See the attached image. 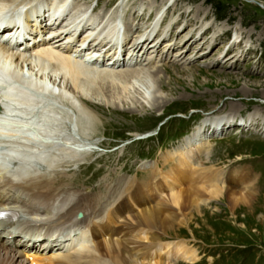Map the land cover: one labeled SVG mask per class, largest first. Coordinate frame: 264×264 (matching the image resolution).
Masks as SVG:
<instances>
[{"label":"rangeland","instance_id":"1","mask_svg":"<svg viewBox=\"0 0 264 264\" xmlns=\"http://www.w3.org/2000/svg\"><path fill=\"white\" fill-rule=\"evenodd\" d=\"M47 1L50 2V0ZM66 1L63 0L62 4ZM72 1L75 2H73L72 9L67 13V19L80 20L87 16V11L79 16L77 15L79 12H83V8L92 10L95 7L94 13H92L94 17L90 16L94 20L91 22H95L96 27L102 21L100 17L120 8V12L125 19V26L128 29L132 31L133 26L144 27L143 30L141 29V33L139 32L140 34L135 31V34L127 40L126 44L130 43V45L136 38L148 35L152 31L149 32L148 30L152 24H149V21L152 22L158 12L167 9L164 25L159 24L157 37L155 36V39H153L154 37L150 38L151 41L148 43H153L162 36L161 40H156L155 47L148 49L145 47L146 52L144 54L132 53L131 57L133 60L135 55V60L138 61V66H140L143 61L149 60L150 49L154 48V51L159 52L158 55L170 56V59L169 61H164L161 58V61L157 58L154 61L151 59L148 64L146 63V66L140 67L149 70L156 69L151 73L152 87L149 89L146 86L148 81L140 78L126 81L127 84L125 82H109L107 85L109 86L108 91L110 89L115 92V95L111 98H109L112 95L111 93L99 96L95 95L93 91L90 92L89 96L92 98V102L98 107L91 106V110L81 105V103L78 107L91 113L90 117L93 118L91 121L83 116L85 113H81L78 107H74L72 103H69L72 98H69L71 99L69 100L64 97L67 100L63 99L61 101L59 91L52 93L57 95L54 96L56 100L54 98L53 100L54 102L57 101L58 108L56 111H51L49 108L50 111L54 114L59 113L58 110L67 109L70 111L74 117V125L81 132L82 139L76 141L78 143L74 142L76 147L82 144L81 146H84V148L93 146L107 149L101 153L97 160L100 163L95 164V166L100 165V168L96 169L99 171L93 170V167L73 168L68 169V171H62L63 167L57 169L59 173L61 171L63 173L57 176L56 179L51 178L57 181L55 187L59 183L57 189L69 188V193L80 194V197L97 195L101 190L98 196L101 197L102 201L97 204V207L110 204V202H104L105 198L108 200L116 199L112 200V207L108 209V212L113 208H117V200L119 199L121 203L117 206H122L123 210L121 211L122 214H118L125 220L119 222L123 225L121 230L126 232L114 239L119 242L125 240L126 243L123 241L121 247L129 251V256L132 255L134 264L137 262L136 260L141 261L140 256L137 254H145L143 249L147 248L151 250L148 254L151 253L153 258L166 264H191L178 259L176 252L180 248L190 249L197 254L198 260L192 264H264V0H257L262 5L257 4L256 0H99L98 3L101 2L104 5L101 8H96L101 5L97 3V0H82L84 1L82 4L80 3L81 0ZM168 4H171V6ZM84 5L86 7H83ZM112 16L113 14L110 16V20ZM161 16L158 18L163 17ZM130 18L133 23L131 22L132 24L128 26L127 23H130ZM161 20V22L164 21ZM91 22H89V25L92 24ZM170 23H172L171 30L168 34H164L165 25ZM206 23L210 24L208 29L203 28V24ZM103 26L105 27L104 23L100 28H103ZM93 27L91 25L87 28L90 30ZM100 28L99 30H101ZM214 34H218V36L214 37ZM236 34L239 35L241 41L232 44L233 36ZM104 35L103 37H106V34ZM169 45L170 47H167ZM238 53H240V57ZM46 72L50 73V70L48 69ZM32 84H35L34 80ZM48 90L50 95L53 88L49 87ZM145 91L150 97L152 96L151 98L148 96L150 99L153 98L151 103H142L140 95H143ZM131 95L134 98L128 100V103L124 102L126 96ZM119 103L121 104L120 108L116 107L117 109H115L114 106H119ZM153 104L160 106L157 107ZM179 115L182 117H178ZM62 116L64 115L62 114ZM188 116L192 118H186ZM226 116L235 119L229 123ZM219 117L225 119L221 124L223 127L218 128L219 130L216 131L217 135L213 136V129H208L209 126L203 128L201 135L208 143L207 146L210 143L212 144L206 148L207 152L196 158L195 165L200 166V173H205V171L208 173L209 178L207 177V180L211 184L213 183L212 185L223 189V195L220 198L214 199L208 204L202 203L199 209L191 208L188 201H186L185 207H182L178 214V211L173 208L174 206H171L168 202L166 203V198L164 199V195L170 194L164 192L162 196H157V193L152 189V184H157L159 188L163 183L161 175L154 176V173H152L151 179L145 181L149 175L140 172L138 173L139 180L140 182L144 181L143 183L138 182L136 177H129L128 179L120 177L118 180L116 179L118 182L114 186L111 187L110 184L108 189L100 187L105 183L102 181L107 182L110 181V178H116L117 175L113 174L116 171L118 174L128 173L126 171L132 164L134 167L129 172L131 175L137 174V168L143 161L155 160V163L148 166H154L155 164L159 166L156 161H161L162 166L174 163H166L163 157H167L170 153L175 152V149L180 148L187 137L192 136L198 128L203 127L202 123L204 121ZM199 120H201L200 126H197L192 133L165 152L167 147L188 134L195 122L197 123ZM248 120L251 122H247ZM227 123L228 125H226ZM55 128L58 136L66 137L64 138L66 141L71 139L69 134L65 132V121L55 125ZM151 129H156V131L160 129L159 134L144 141H132L137 133H144ZM236 131H240L241 134H235ZM223 136L225 137L222 138ZM211 138L215 139L211 142ZM72 139L75 140L73 137ZM47 140H50V138H47ZM71 149H73L72 152L77 150L76 148ZM61 151L67 154L66 149ZM54 155L57 154L53 153L52 156ZM177 160L178 158L175 164ZM51 163L53 162L51 161ZM159 167L161 168V166ZM174 167L176 168V165L169 169L167 167L163 168V170H167L166 172H163L161 168L163 175L175 173L172 172L175 169ZM146 169L148 168L146 167ZM235 171H238L239 174L234 173ZM158 176L161 178L157 179ZM240 176L241 179L245 177L244 183L248 184L247 189H245L246 185L239 183V180L236 182L232 179L237 180ZM125 181L127 182L126 194L118 198L119 191L116 192V190L120 189L119 183ZM194 181L193 179L188 183L183 181L182 187L193 188L196 185H193ZM200 181L201 178L197 183ZM134 182L139 183L138 186L146 183V187L151 190L152 198L148 200L149 206L155 207L165 202L164 205L172 207L173 210L170 212L175 213L170 215L172 219L166 225V228H169L167 232L166 229H160L158 220L154 227H149L151 231L153 230V235H156L154 239L163 241L160 246L154 247L152 245L153 240L150 241V234L148 235L146 230H143L147 227H144L145 224L138 218L140 214H137L142 212L141 205L139 204V209H134L132 206L129 207L126 202L129 190L131 191V188L127 185ZM135 186L137 185H133V187ZM230 186L238 194L251 197L250 202L247 201L248 206L245 204L234 206L227 195L229 189H231ZM72 187L86 192L78 189L73 190ZM137 187L132 190L135 191ZM95 191L97 193L93 194ZM167 199L169 198L167 197ZM69 205L71 206V204ZM69 205L64 209H69ZM101 206L98 207L99 210L103 209ZM58 207L57 211L60 213L64 211V209L62 210V203H59ZM102 209L100 213L105 212L107 215L108 212L104 211L105 208ZM95 216L98 218V215ZM104 217L105 215L102 216V218ZM39 219L42 220L43 225L47 224V220H44L47 219L46 217L43 219L39 217ZM44 226L49 229L48 225ZM118 226H114L116 229L106 227L105 238L108 239L111 234L119 230ZM90 241H93V239L91 240V234ZM1 245L0 255L3 256L5 252ZM89 246H93L92 243ZM165 246H169V248L167 249ZM154 248H157L158 251ZM11 251L12 253H19L14 249H11ZM13 264H29V262L20 254Z\"/></svg>","mask_w":264,"mask_h":264},{"label":"bare ground","instance_id":"2","mask_svg":"<svg viewBox=\"0 0 264 264\" xmlns=\"http://www.w3.org/2000/svg\"><path fill=\"white\" fill-rule=\"evenodd\" d=\"M53 1L54 0H50V2H48L47 0H39V1H37V0H0V7L2 9H4L6 7H7V9H9V8H13L12 5H15L16 8H20L21 6H27L29 9H31L33 6L37 7L38 2H46L48 5L51 3L53 4L54 3ZM67 4H68V0L64 4H61L60 8L54 12H56L59 15H62V10L64 7H66ZM50 9H52V8H50ZM94 9L95 8H92V10H93L92 13H94ZM88 10H91V9H88ZM119 12H120V8H117L114 10V12L112 14L114 16L115 14H117ZM92 13H91V15L93 16ZM160 13H161V11L158 12L157 15ZM112 14L110 11V12L106 13V15H104L103 17H100V18H102V21L97 27L95 25V22H91L94 20L88 14L86 17H83L80 20L79 19H69V18L67 19L68 14L62 20L60 18L56 19V20L53 19L55 21V25L58 24L57 28L52 30V32H51L52 34H55V36H56L55 38L57 40H55V41H63L64 39H61V38H64L63 37L64 34H66V40L63 42V44L62 43L60 44V50L50 49L52 52L47 53V56H48L49 60L51 61L49 64H48V62L45 61L46 59L43 60L40 58H36L34 56L26 54L27 52L18 53L17 50H14V49L8 50L7 46L5 44L0 43V68L4 69L5 71H8V73L13 77V79L23 83L25 85V87L33 93L32 94L33 96H38L39 93H41V95H42V93L46 94L44 99H47L49 105L48 106L45 105V106H46V108L49 107L51 109V111H54V110L56 111V109L58 108V103H56L57 101L54 102V100H53L54 96H57V95L52 94V93H54V91L60 92L59 96H60L61 101L63 99H66V98L67 99L72 98L71 102L69 101L71 99H69L68 101H69V103H72L74 107H78L79 103H81V105H83L84 107L92 110V107L95 105V103L92 102V98L89 96L90 92L93 91L95 95H99V96L103 95L105 93H106V95L111 93L112 95L109 98H111V97H113V95H115L114 91H112L110 89L108 91L109 86H107V85L109 84V82H111V83L112 82H125L126 83V81L141 78V80L146 79L148 81V85H146V86H148L147 89L151 88L152 87L151 86V80H152L151 79V77H152L151 73L156 70L155 68L154 69L150 68L152 70L142 69V68H140V70H139V68H137V69L133 68L134 70L129 71V70L124 69L123 67L119 68L121 65L119 63V65H118L119 69L118 68L115 69L116 64L118 63L115 60H114L113 67L90 66L86 62V60H84V58H77L76 56H73V55H72V57H70L71 55L66 56L65 53H64V55H60L57 53L60 51L64 52L65 51L64 47H69L71 45L70 41H73L75 39L76 34L78 32V29L82 28L83 31L81 32V34L79 35V38H78V39H80V42L83 44L85 41H87L93 35H96V37L92 40L93 41L91 43L92 45L91 44L90 45L96 46V47L98 46V48H91V52L90 53L88 52L89 54L87 53L88 54L87 58H91L93 60L95 59V61L99 60L101 55L97 54V52L101 51V49L103 47L105 48L106 45L109 44L108 45L109 48L106 50V54L104 55V58L108 57V55H110V52H113L114 55L107 58V61H111V60L115 59L114 56L117 53V51H119L117 44L115 43V41L117 40V38L115 39V37L118 36V34L120 32V26L118 27L119 24L115 19H113L115 21H113V20L110 21V16ZM98 16H96V17H98ZM161 19L162 18H158L157 25L148 35H146V36L142 35V37L136 38L132 42L131 45H130V43L126 44L128 41H127V38H125V44L123 46V49H124L123 54H125L127 51H129V53H130V51H133V53H136L138 55L144 54L146 52V50H144L145 47H147V49L150 47H155V45H156L155 42L157 39L153 43H148V42L151 41L150 38H153L152 37L153 33L158 29V26H159L160 22L162 21ZM89 22H91L92 23L91 25L94 26L90 30L87 28L88 26L89 27L91 26V25H89ZM103 23H104L105 27L103 26V28H100ZM171 25H172V23L165 25L164 30H163L164 34L169 33V30H171ZM209 25H210L209 23L203 24V26H204L203 28L208 29ZM125 27H127V26H125ZM99 28L101 30H99ZM7 31H10V30H7ZM104 34H106V37H103ZM200 34H202V33H200ZM155 36L153 39H155L157 37V36L156 37ZM213 36L216 37V36H218V34L217 35L214 34ZM142 38H144L145 40L139 41V39H142ZM55 41H53V42H55ZM96 41H98V43ZM240 41L241 40H240L239 35L236 34L233 36L232 44L240 43ZM51 44H52L51 46H53V43H51ZM74 46L76 48L75 51H77L78 50L77 45L75 44ZM129 46H130V48H129ZM167 47H170V45ZM35 48H37L35 53L40 51V49L37 46H35ZM126 48L128 49L127 51H126ZM238 55L240 57V53H238ZM96 57H97V59H96ZM124 63L122 64L123 66H124ZM79 65H81L82 67L79 68ZM135 65L138 66L137 60H135ZM147 66L149 67V65H147ZM48 69L50 70V73L46 72ZM8 73H6V74L9 76ZM53 78H54V81H53ZM33 80L35 81V84H32ZM57 81H58V83H57ZM97 85H99V86H97ZM49 87L53 88L52 92L50 91V95L52 96L50 98L47 97V96H50L48 93ZM136 88H138V87L136 86ZM148 96L149 95L146 91L143 93V95L142 94L140 95V98L142 99L143 104L151 103V100L153 98L150 99L152 96L151 97L149 96L150 98H148ZM38 97H40V96H38ZM64 97H66V98H64ZM114 98L119 99L116 97H114ZM131 98H134L133 95L126 96L124 102L128 103V100H131ZM51 100H53V101H51ZM156 104H157V101H156ZM156 104H153V105L157 106ZM38 105L41 106V104H38ZM38 105L34 106L33 109H36L38 107ZM60 105H62V104H60ZM118 105L119 106H114V108L115 109L120 108L121 104L119 103ZM95 106H97V105H95ZM159 106L160 105H158L157 107H159ZM94 108H96V107H94ZM58 111H60V112L59 113L57 112V114H54L52 112V115H50V120L52 119V122H53L52 127H51L53 130L49 131L48 135H45L46 138H50L51 136L54 135V133H56V135H57V129L55 128V125H58L62 121H65L66 118H69L71 121L74 122V117L70 111H68L67 109L62 110V111L58 110ZM80 111H81V113H85V115H83V116H85V118L88 119L89 121H91V119H93L90 117L91 113H89L87 110L82 108V109H80ZM62 114L64 116H62ZM63 117H65V118H63ZM75 118H77V116H75ZM220 118H222V119H220ZM226 118H227V121L229 123H231V121L235 119V118L231 119V117H227V116H226ZM48 119H49V117H48ZM63 119H65V120H63ZM224 119H225L224 117H219L216 119H211V120L208 119V120L204 121L202 123L203 127L198 128L196 130V133H194L190 137H187L185 139V141L183 142V145L180 148L175 149V152H172V154L170 153L167 157H163V160L165 159L166 163L167 162L168 163L169 162H175L176 159L178 158L177 163L175 164L176 168L174 167L175 169L172 170V172H175V173H172L169 175H165V174L163 175L161 168L157 164H155L154 166H147L148 169L152 170V172L154 173V176L155 175H161L163 178V183L160 185L159 188L157 187V184L156 185H155V183H154V185L152 184L153 191L155 193H157V196H159V195L162 196L164 194V192H167L168 194H170V195H166V196L164 195V199L166 198V203L168 202L171 204V206L172 205L174 206L173 208L176 211H178V214L182 210V207H185L186 201H188V205L190 204L191 208L199 209L200 205L202 203L208 204L212 200L220 198L223 195V189L219 188L218 186L212 185L213 183L211 184L207 180V177H208L207 174L208 173L206 171H205V173L204 172L200 173V170H199L200 166L197 167L195 165V161H196L197 157H199L201 154L207 152L206 148L210 147V145H211V143H210V145L207 146L208 143L205 142V138L201 135L203 128H205V127L208 128V126H209L208 129L212 128L213 129V136H215V135H217L216 131L219 130L218 128L223 127V125H221V124L224 122ZM247 122H251V121L248 120ZM75 124H76V122H75ZM226 125H228V123ZM242 125H244V123H242ZM63 126H64V124H63ZM88 131H86V132H88ZM69 142L72 143L74 141L73 140L71 141V139H67L66 143L70 144ZM76 143H78V142H76ZM81 145L78 147H76V146L70 147L69 149H71V148L79 149L80 147L85 149L84 146H81ZM85 146H86V144H85ZM179 146H180V144H179ZM176 148H177V146H176ZM67 153H68V150H67ZM69 153H78V152L75 150L73 152L70 151ZM77 155L78 154H76V159H78L81 156V153L79 154V156H77ZM73 156H75V155H73ZM207 158H208V156H207ZM50 164H52V163H50ZM203 170H204V168H203ZM234 173L239 174L238 171H235ZM194 174H195V176H194ZM205 174H206V176H205ZM31 175H32V173L30 175H27L26 177H28V179H26L23 183H20L19 185L14 186V189L18 188V187H24L27 190L28 195L30 196L32 201L35 202V205L40 207V209H41V210L36 209L37 213H41V215H43V216H38V217H40L42 219L46 217L47 219H44V220H47V221H49L51 219H55L56 218L55 214H56L57 208L59 209V207H58L59 203H62V210L65 207H67V205L71 204V206L69 205L70 206L69 209H66V210L64 209L65 213H64V211L61 212V215L62 214L64 215V219L66 221L67 220L71 221L72 218L75 216V214H77V212H79L81 209L83 211H85L84 215H87L88 217L90 216V218L91 217L97 218L95 215H98V218L102 219V216L105 215V217H104L105 220L103 222H101L98 225H94L91 228L92 232L90 231V225H91L92 221L88 222V220L85 218L79 220L78 223H76V224H73L74 221L70 222L69 225H65L66 221L63 223L56 221L52 224L51 223L44 224V225H48L49 229H47L46 226H44V225H42V228H41V226L36 228L35 230H37L38 232L44 231L46 234H49L50 233L49 231L51 229L53 231V228H55L56 224H57V229H59V231L54 233L55 236L59 235V233H60L63 236V239L68 237V238H71L72 240H77L79 242V246L74 249L75 251L70 252V254L66 253L64 255L62 254V255H57V256H55V255L50 256V257H48V259H46V261H48V262L45 263L43 261H39L36 264H134L132 261V255L129 256V254H130L129 251H127L126 249L121 247V244H123L122 242L123 241L125 242V240H122V242H119L116 239L117 240V242H116V240L114 239L115 237L124 235V233L126 232L125 230L127 229L126 228L124 230L125 232H123L121 230V228H123L122 227L123 225H121L119 221L124 220V219L122 216L119 215L121 213V211L123 210L122 206H117L118 204L121 203L119 201V199L117 200L118 201V204L116 205L117 208H113L109 212H108V209H104V211H106V213L108 212V214L106 215L105 212L103 214H101L100 211L102 208L100 210L98 208L101 205H99L97 207V204L101 203V201H102L100 196H98V195H93V196L85 195V196H81V197H83V198H81L80 194L75 195V193H71V192L69 193V191H68L69 188L68 189L67 188L57 189L56 187L59 185V183L55 187V184H57V181L54 180V179H56L55 177H54V179H51L50 177L45 175V173L44 174L39 173V175H34V176H31ZM213 175H214V173H213ZM196 178H197V180H196ZM199 178H201V181L197 183ZM204 178H205V180H204ZM241 178L242 177L240 176V177H238L237 180H235L234 178H232V179L236 182H238V180H239V183H241L242 185H246L245 189H247L248 184L244 183L245 177H243V179H241ZM191 179H193V181L194 180L196 181V182L194 181V184H193V185L196 184L195 187L192 188V187L185 186L183 188L182 187L183 181L188 183ZM215 179H216V177H215ZM133 185L138 186L139 183L134 182V183H129L127 185L129 188H131V191L129 190V193L126 197V202L128 203L129 207L132 206L134 209L135 208L139 209V206L141 205V208H142L141 211L142 212L137 213V214H140L138 218H140L143 221V224H145L144 227H147V228L143 227L144 228L143 230H146L148 235L150 234L151 238L150 237L149 238H150V241H151V239L153 240L154 243L152 245L154 247L160 246L163 241L155 240L154 238L156 235L155 236L153 235V232H152L153 230L151 231L149 227H154V225L157 224V220H158V223L160 224V229H166L165 231L167 232V230H169V228L167 229L166 225L169 224L171 222L170 219H172V217H170V215L175 214V213L170 212L173 209L169 205H164L165 202L164 203L162 202V203H160V205L155 206V207L149 206L148 200H150L152 198V194H151L152 192L150 193L151 190L148 187H146V185H147L146 183L143 185L140 184V186H138V187L135 186V187H137V189L135 191L132 190L135 188V187H133ZM67 187H68V185H67ZM150 187H151V185H150ZM146 188H148V189H146ZM230 188L231 189H229L227 195L229 197V200H231L232 203L234 204V206H237L238 204H245L246 206H248L247 201H249V199L251 197L249 195H244V194H240V193L238 194L237 192L232 190L231 186H230ZM117 191H119L118 197L120 198L121 189L116 190V192ZM67 192H68V194H67ZM167 197L169 199H167ZM78 198H79V200H78ZM112 200H116V199H110V200H108L107 203L110 202V204H112L113 203ZM147 204H148V208H147ZM6 206H8L6 202H3V201L0 202V207H6ZM101 207H103V205ZM20 208L23 209L22 206H20ZM88 208H90V209H88ZM114 209H116V211H114ZM26 212H27V210H26ZM113 225L114 226L121 225V226H118L119 230L121 232L119 230H117L115 233L111 234L108 239L105 238L104 234L107 233L106 227H110L109 229H112V228L116 229ZM111 226H113V227L111 228ZM30 227H34V226L30 225ZM73 232H77L76 237H73V234H72ZM141 232H142V230H141ZM90 234H91L92 239H93V243H92L93 246H91V247L89 246V244H91L90 243L91 241L89 242ZM128 238H130V237H128ZM57 241H59V240H57ZM84 242H86L85 243L86 246L85 245L82 246V244ZM61 243H62V241H61ZM0 245H1V243H0ZM168 245H169V243H168ZM169 246H165V248L168 249ZM1 247L3 248V251L5 253L3 256L0 255V264H13L15 262V260L19 258V255H20L19 253L17 254V253L13 252L14 253L13 254L10 248H6L3 245H1ZM185 247H186V245H185ZM154 249L157 250V248H154ZM143 250H144L145 254H143V255L137 254L140 256V257L139 256L138 257L141 261L136 260L137 262L135 264H166V263H162L159 260L153 258L151 253L148 254V252L151 251L149 248L143 249ZM167 252H168V250H167ZM12 254H13V256H12ZM132 254H133V252H132ZM166 254H168V253H166ZM176 255H177L178 259L186 261V262H190L191 264L198 260L197 254L194 251H191L190 249H187V248L178 249L176 252ZM20 258H21V256H20ZM164 262H165V260H164Z\"/></svg>","mask_w":264,"mask_h":264}]
</instances>
